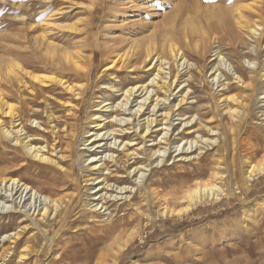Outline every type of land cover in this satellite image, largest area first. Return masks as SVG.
<instances>
[{
	"label": "rangeland",
	"instance_id": "374dc122",
	"mask_svg": "<svg viewBox=\"0 0 264 264\" xmlns=\"http://www.w3.org/2000/svg\"><path fill=\"white\" fill-rule=\"evenodd\" d=\"M52 1L54 0H0V95L8 93L7 88L3 85V81L6 80L5 78L8 70L15 65H18L20 68L23 67L34 77L41 74L47 76H51L52 73L58 76L64 74V76H68L69 83L73 86H88L83 99L76 101V104L79 106L76 110L77 115H73V112H68L66 106H61L69 99V95L66 97L62 96V98H60L61 101L58 100L61 104L57 112L60 121V132L63 135L65 134L64 139L66 143L71 144V146L66 149L64 158L59 162L63 168L61 170L54 165L46 166L37 163L29 158L28 155L24 154L22 150L12 148L13 144L12 147L8 146V144L6 146L4 139L0 135V177H6L7 179L13 178L24 183L27 182L26 184L35 189L39 188L41 182L51 183L55 188L60 190L63 198H68L80 192L81 195L79 194L76 204L68 215L67 223L62 227L63 240L73 239L74 241L78 236L76 234L78 229H76L77 224L74 226L73 224L81 220L78 218H76L74 222L73 220L76 217V213L80 210V199L85 192L79 184L82 182V177L85 176V174L82 176L80 169L82 161L86 160L88 156L93 155L97 157V160L104 161L107 160L112 153H115L117 156L121 154L120 151L118 152L117 147L122 142L133 140L134 144H139L140 141H142L136 136V133L134 134V129L133 131L130 129L128 131L129 134L120 135L116 138L112 135H106L104 138H102L103 136L100 138L92 137L90 143H88L90 145L86 144L88 147L84 145L85 141L88 140L85 139L84 141L82 137L84 130H91L90 134L85 137H90L95 133L93 126L92 128L91 126L85 127V118L88 114H96L98 112L100 115V113H105L106 108L118 106L123 101L124 97L122 93L124 88L130 89L137 84H148L153 79L152 71H148V67L139 71H131V69H121L118 65L114 70H107V68L111 66L110 59L114 55L111 54V51H117L116 49L121 47L122 53H124L130 48H132V50H138L147 48L153 43L161 44V40L166 33L172 32L174 36H177V32L187 33V30L194 29L198 25L196 29L199 28L198 30L202 33L208 32V19L210 17H220L224 11L231 13L234 9L243 6L249 9L251 8L250 10H243V16L254 25L260 23L262 20L260 18L261 14H258L254 9L259 7L264 0H56L59 2V5H62L48 13L44 19H37L36 17L40 12ZM185 2L188 3L184 4ZM68 8H71L68 12L72 10L69 15L61 19L55 18L57 26H67V28L62 31L56 30L54 33L46 32V27H42L44 21L55 11L62 9L65 12ZM262 15L264 16V7ZM24 17L26 19L22 20ZM200 19H202V21ZM30 20L33 21L32 29L30 28ZM232 21L234 24L232 36H240V41L236 45L237 54H239L246 70L252 72L257 67V64L251 63L258 59L260 62H264V33L261 36L260 31V36L251 37L248 35L247 30L239 28L237 24L238 21ZM196 23H198V25ZM220 36H222L221 33H218L217 37ZM258 42L262 46L261 52L258 50ZM213 44L214 43L211 45L212 52L207 54V60L205 61L207 68L203 79L212 94H216V96L219 97L224 93L223 91L220 92L222 88L219 86L225 83L226 72H232V67L230 65L231 58H229V52L226 48L224 49L225 45L222 43L220 47L223 49L226 60L220 61L218 59L209 63L210 60L216 58V56H213V52L216 51L214 47H216L217 44ZM77 52H80L81 62L86 68L85 77L78 76L76 73H73L71 69L64 70L63 73L58 71H52V73H50V71L47 73L40 72L37 67H31L29 64V61H32L48 65L47 59L50 58L49 56L55 55L56 57L67 58L76 56ZM64 61V63L67 64L66 67H71L72 61ZM154 63L155 61L148 62L149 66H151V64L153 66ZM218 65H220L221 69L216 71ZM186 66L187 65H185V67ZM214 66L215 69L211 70ZM179 70L181 73H179V76H186L189 73L188 71H190L189 67L184 69L183 72L181 68ZM165 72L169 73L170 70ZM214 72H216L215 75H213ZM27 79L28 88L33 89V93L40 90L37 82L33 81L29 76ZM184 84L182 85L183 87L188 85ZM114 85H121L120 91L114 93L113 96L108 94L110 97L108 100L111 101H107V103L98 106V104L105 99V91L107 88ZM153 86L156 87L155 84H153ZM258 86L259 89L257 91L259 93L255 95L253 104H256L255 108L258 107L259 110L255 109L256 111L252 115V118L255 115V119L253 120L262 123V119L259 115L261 114L260 110L264 111V99H262L264 95H261V93L264 92V84L260 83ZM201 89L204 90L203 85L193 90L189 95V100L185 102L183 106L179 107L178 105L183 95L180 92L181 89L176 90L174 96L170 98V101H166L164 104L161 103L162 107H158L154 113H151V111L155 105V98H153V100L150 99L144 109L145 114H143V116L142 114L139 115L136 117L137 119L135 118V125L138 119L141 124H145L146 119L151 115L158 121V127L154 128L152 132L158 131L152 134V138L147 140L150 142L147 143L146 148H149V146L153 144L152 140L163 137V128L164 130L167 129L165 131L168 133L165 139L169 140L170 144L172 143V145H170V152L165 148V144H162L164 149L161 156L164 155L165 164H161V168H154L152 172L148 171L143 180L144 182L148 178L156 181L157 184H161V186H159V184L154 186L155 189L153 188L156 193L153 197L155 200L156 198L158 199L164 196L163 194L170 193L166 191L167 187L183 179L190 180L189 178L192 176H190L189 172L197 167L195 164H197L199 160H196V162L192 160L190 162H178L177 160L179 159L177 156L182 152V149L187 151L190 148L189 143H186V141L193 140L196 138V135H198L188 134V128L192 125L195 126L197 119L187 126L185 123L198 112L197 107L199 104H197L195 97L204 95L203 92L201 93ZM152 90L154 89L151 88V91ZM59 93L64 95L61 89L56 86V90L53 94L59 96ZM159 94L163 97V93ZM152 95H155V92ZM257 95L259 96L257 97ZM70 97L72 96L70 95ZM21 98L23 102L20 100H10L13 105L20 108V114L24 117L26 116V119H33V117H36L39 121H46V103L44 100L37 102L32 101L34 99L32 95H26V97L22 96ZM26 101L30 102V104H26ZM140 102L141 100L137 102L134 100L133 102L132 99L128 105V109L131 108L132 105V111H127L122 115L121 112L118 113V115H121L119 119H129L131 114L138 109ZM1 105L0 103V106ZM105 105H107V107L103 108ZM173 105L177 107L176 109H172L171 112L170 108H172ZM168 108L172 117L170 115L169 119L167 117V120H163L165 118L164 113ZM5 109L6 107H0V118L9 122L10 119L5 118L3 115ZM178 109L179 111L175 112ZM108 111H110V115H113L112 118H115L116 115L113 114V111H111V109ZM180 113L185 115V117L178 116ZM200 113L208 120L212 117V112L201 111ZM109 114L106 113L105 118L110 117ZM109 120L110 119H107L105 122H109ZM161 121H164V123H161ZM215 121L209 124L210 128H218L220 129L217 130L219 134L224 133V126L222 123L217 119ZM64 122L66 125H64ZM250 124H252V122ZM132 127L133 126L130 125L127 126V128ZM109 129L110 126L102 133H106ZM242 132L244 133V131ZM255 132L258 135H262V133H260L261 131ZM201 134L206 140L207 138L209 140H215L217 136L214 133L207 134L204 129L201 130ZM183 138L186 140L183 141ZM46 139L44 143L43 141L36 140L34 144L39 143L37 146H45L48 143L47 150L51 153L58 145L53 143L52 140L54 138L51 137V135L47 136ZM113 139L116 140L114 141ZM165 139L162 140V143L165 142ZM99 145L100 149H97ZM93 146H95V148L92 149V152H89L88 150ZM261 146L263 148V153L254 157L256 166H261L264 162L262 161L264 160V141H262ZM133 148L135 149L137 146ZM196 148L197 147H193L192 151H195ZM210 149L212 153H214L216 151H213V149H215V144L206 150ZM188 152L191 153V150ZM197 153H199V150L194 154ZM79 155H81V157ZM190 155L194 156L193 154ZM221 162L223 164L222 166H225L224 170L228 171V174L232 170L236 172L238 171L237 169H239L235 165L237 164V160L234 158L231 150L221 159ZM242 163L241 172L243 173L248 169V166L244 165V161ZM235 167L237 169H234ZM113 169L115 168H112V170ZM175 172H178L176 175L179 176H175ZM65 173H67V175ZM242 173L238 176L234 175L230 180L228 177L231 175H226V177H224V182H220V180L218 181L216 179H207L209 180L206 181L208 182L207 184L211 186H214L218 181L224 186V189H229L231 194L228 198H223L219 201H210L203 205L199 204L188 211H186V207L189 205L188 202H186L187 200H184L181 205H176V207L170 202L164 203L166 200L161 199V208L164 209L166 207V210L173 212H168V214L165 215L159 212L160 206L158 204L148 200V203L143 207L144 210L142 214L128 210L125 214L122 213L118 215L117 220L125 218L126 222H131L130 226L121 236H119V234L113 235L106 226H92L88 227V230L87 228L84 229V232H87H85L86 238H83V240L78 243L74 241L72 245H67L71 248L69 249L70 251L63 253L60 247V249L55 247L56 249H54L55 251L52 254H48L42 250L38 255L36 249L41 246V243L40 241H36L33 246L31 245L33 249L30 251L31 255L25 260H19V258L13 257L8 264H116L117 260L118 264H151V262L146 259L149 249L155 250L154 252H162L166 255L164 263L161 261L162 264H264V174L262 176L259 175L258 178L251 182L249 185L250 187H247L246 184L242 182ZM115 175L116 174H114L113 177H115ZM164 175H172L173 177H170L171 179L169 177L163 178ZM158 176H161L160 182ZM34 181L37 183L35 184ZM10 184L11 182L8 184H0V221L2 222H0V254L3 250L9 248L10 245L11 248L15 247V244H10L12 242L10 239L7 238L4 240L5 237L12 236L17 228L9 219L11 215L10 208L13 206V202H11L12 199L5 200L3 198L4 195L9 197V194L5 191V186L8 190ZM236 187H239L240 190L236 191ZM31 195L33 194L26 196L25 193L20 206L26 201L25 204L26 206L28 205V208L32 205V211L37 209L38 212V210L43 207V203L37 197L38 195L36 197L33 196L31 200H29ZM18 196L15 198H18ZM16 202L19 203L20 198ZM37 212L35 214H37ZM35 216L36 215H34V217ZM6 226H8V228ZM57 227L58 225L50 228L49 231L51 236L55 234ZM96 231L97 233L95 234ZM18 232L20 235L17 247L23 249L29 235H25L27 231L24 232V230L21 231L19 229ZM65 244L67 243H64L62 247L69 248L65 246ZM67 253L68 257L65 258V254ZM16 259L18 260L15 261Z\"/></svg>",
	"mask_w": 264,
	"mask_h": 264
},
{
	"label": "bare ground",
	"instance_id": "6f19581e",
	"mask_svg": "<svg viewBox=\"0 0 264 264\" xmlns=\"http://www.w3.org/2000/svg\"><path fill=\"white\" fill-rule=\"evenodd\" d=\"M186 3L188 2H185L184 4ZM61 5L62 4L59 5V2H57L56 0L50 2V4L47 5L46 8L42 12H40V14L36 18L44 19L48 13L54 11ZM263 7L264 2L261 3L259 7L254 9L258 12V14H261L260 18L262 19L260 23H256L254 25H252L243 16V10H250L251 8L249 9L246 6H243L234 9L233 11H231V13L228 11H224L220 17H210L208 19V32L202 33L198 30L199 28L196 29L199 26L198 23H196L198 26H196V28L194 29L187 30V33L177 32V36H174V33L172 34L171 31V33H166L161 40V44L153 43L147 48L138 50H132V48H130L124 53H122L121 47L117 48V51H111V54L114 55L110 59L111 66H109L107 70H114L116 67H118V65L121 69H131V71H139L148 67V71H152L153 79L148 84H137L130 89L122 88V96L124 97V99L118 106L106 108L107 105H105L103 107L106 108L105 113H100V115L98 112L96 114H88L85 118V127L91 126L92 128L93 126L95 133L90 137H85L90 134L91 130H84V134L82 135V137L84 138V141L85 139H88L87 141H85L84 145L87 146L86 144L90 143V139L92 137L100 138L103 136L102 138H104V136L106 135H112L114 136V138H116L120 135L129 134L128 131L130 129H132V131L134 129V134L136 133V136H138L142 141H140L139 144H134L133 140L122 142L117 147L118 152L120 151L121 154L117 156L115 153H112L110 154L109 158H106L107 160L104 161L97 160V157H94V155L88 156V158H86V160L84 161L81 160L82 163L80 169L82 172V176L84 174L85 176L82 177V182H80L79 184L81 188L85 190V192L80 199V210L76 213V217L73 220V222L76 220V218L81 220L73 224V226L77 224L76 229H78L76 233L78 236L76 235L77 238H75L76 240L74 239L76 243L83 240V238H86L85 235L87 232L85 231V233L84 229L87 228L88 230V227L92 226H106L113 235L119 234V236H121L130 226L131 222H126L125 218L117 220L118 215L122 213L125 214V212H127L128 210L134 211V213L138 212V214H142L144 210L143 207L148 203V200H150L152 203L154 202L155 204H158L160 206L159 212L165 215L168 214V212H173L166 210V207L164 209L161 208V199L166 200L164 201V203L170 202L175 206L178 204L181 205L184 200H187L186 202H188L189 205L186 207V211H188L189 209L199 204L203 205L210 201H219L223 198H228L231 194L229 189H224V186H222L218 181L220 180V182H224V177L229 174L231 175L230 177H228L229 180L234 175H241V166L243 164V161L244 165L248 166V169L246 168L247 170L242 173V182H244L247 187H250L249 185L251 184V182L258 178L259 175L262 176L264 174V162L261 166H256V164L254 163V157L259 155L260 153H263V148L261 145L262 141H264V111L260 110L261 116L259 115V117L262 119V123L255 122L256 120H253L255 119V115L252 118V115L256 111L255 109L259 110L258 107L255 108L256 104H253V101L255 100V95L259 93L257 91L259 89L258 85L260 83L264 84V62H260L259 59L256 60L257 62L254 61L251 64H257L255 70L252 72L247 71L242 64L239 54H237L236 45L240 41V36H232L234 30V24L232 20L238 21L237 24L239 28L242 30H247L249 36H260V31L262 36V34L264 33V16L262 15ZM70 9L71 8L66 9L65 12L62 9L55 11L47 20L44 21L42 27L44 28L45 26L46 32L49 33H54V31L56 30L62 31L66 29L67 26H57L55 23V18H65L72 12V10L68 12V10ZM25 19L26 18L24 17L22 20ZM200 20L202 21V19ZM30 22V28L32 29L33 21L30 20ZM218 33H221L222 36L217 37ZM212 43L217 44V46L214 47L216 51L213 52V56H216V58L210 60L209 63L218 59L220 61L226 60V57H224L223 54V49L222 47H220L222 43L225 45L224 49L226 48L229 52V58H231L230 65L232 67V72L225 71V83L219 86L220 88H222L220 92L223 91L224 93L219 97H217L216 94H212L211 90L209 89V87H207L204 82L205 80L203 79V76H205L206 74L207 68L205 61L207 60V54H210L212 52ZM257 44L259 46L258 50L259 52H261L262 46L259 42ZM49 57L50 58L47 59L48 65L32 61H29V64L31 67H37L38 71L40 72L47 73L50 71V73H52V71H58L63 73L64 70L71 69V71H73V73H76L78 76H86V68L81 62L80 52H77L76 56L67 58L56 57L55 55ZM64 60L70 62L72 61L71 67H66L67 64L64 63ZM150 61H155L153 66L152 64L151 66H149L148 62ZM185 65L187 66L185 67ZM220 65H218L216 71L221 69ZM188 67L190 70L188 71L189 73L186 76H179V69L181 68V71L183 72V70ZM214 69L215 66L214 68H211V70ZM167 70H170V72L166 73L165 71ZM215 74L216 72L213 73V75ZM26 76H29L33 81L37 82L40 90H37L36 93H33L34 90L28 88V79ZM5 79L6 80L3 81V85L7 88L8 93L0 95V103L2 104L0 107H6L3 115L5 118L10 119V121L6 122L3 120V118H0V135L4 139V143L6 144V146L8 144V146L10 147H12L13 144L12 148H18L22 150L24 154L29 156V158L33 159L41 165H54L62 170L63 168L59 162L64 158V153L66 149L71 146V144L66 143L64 139L65 134L63 135L60 132V121L57 112L61 104L58 102V100H60L62 96L66 97L69 95V99L65 101L61 106H66L68 112H73V115H77L76 110L79 106L76 104V101H80L83 99L88 86H73L69 83L68 76H64V74H61L59 76L55 73H52L51 76L41 74L34 77L31 73L27 72L23 67L20 68L18 65L12 66L8 70ZM184 83L188 85L183 87L182 85ZM153 84H155L156 87L153 86ZM201 85H203L204 87V90L201 89V93L203 92L204 95L195 97L197 104H199V106L197 107L198 112L194 117L190 118V120L185 123V125L187 126L197 119L195 122V126L192 125L190 126V128H188V134L198 135H196V138H194L193 140L186 141V143H189L190 148L187 151L185 149H182V152H180V154L177 156L179 159L177 160L178 162H190L191 160L194 162H196V160H199V162L195 164V166L197 165L196 169H193L189 172L190 176H192L189 178L190 180L183 179L167 187L168 190L165 188L166 191L170 193L163 194L164 196H162L161 198H156V200L158 201L157 202L153 198L156 195L154 186L159 185L160 183L157 184L156 181L148 178L144 182L143 180L145 179L148 171L152 172L154 168H159L161 164H165L166 161L164 159V155L161 156L164 149L162 147V144H165V148L170 152V145H172V143L170 144V141L165 139L168 133L165 131L167 129L164 130L163 128V137L160 139L152 140L153 144L149 146V148H146L147 143L150 142L147 140L149 138H152V134L157 133L158 131L156 130L155 132H152L154 128L158 127V121L153 117V115H151L146 119L145 124H141L140 120L138 119V121L136 122L137 124L135 125V118L141 114L142 116L143 114H145L144 109L150 99L153 100V98H155V105L151 111V113H154L155 110L161 106V103L164 104V102L166 103V101H170V98L174 96V92L178 89H181L180 92L183 95V98L179 102L178 107L183 106L185 102L189 100V95L193 92V90L199 88V86ZM56 86L57 88L61 89L64 95H62V93H59V96H55L53 94L56 90ZM120 86L121 85H114L112 87H108L105 91V99L100 102L98 106L107 103V101H111L108 100L110 99L108 94H111V96H113L114 93L120 91ZM151 88H153L154 90L151 91ZM154 92L155 95H152ZM159 93H163V97H161ZM26 95H32L34 98L32 101L35 102L40 100L45 101V122L39 121L36 117H33V119H26V116L24 117L19 113L20 108L18 106L16 107V105H13L10 102V100L12 99L14 101L20 100L21 102H23V99L21 97H26ZM70 95L72 97H70ZM261 95H264V92H262ZM258 96L259 95H257V97ZM132 99L133 102L134 100L136 102L138 100H141L138 109L131 114V117H129V119H119L122 114L126 113L127 111H132V105L131 108L128 109V105ZM262 99H264V97ZM26 104H30V102L26 101ZM176 107V105H173L172 108H170L169 106L171 112L172 109H176ZM169 108L167 109V111H165V118L163 120H167V117L169 119V116L171 115ZM110 109L111 111H113V114L116 115L115 118H112L113 115L109 114L110 111L108 110ZM178 111L179 109L175 112ZM201 111L212 112V117L208 120L207 118H205V116L201 115ZM120 112L121 115H118V113ZM106 113L109 114L110 117L105 118ZM178 116L185 117V115H182L181 113ZM107 119H110L109 122H105ZM216 119L219 120L224 126V133L219 134V131L217 130L220 129L218 128H210L209 124ZM162 122L164 123V121H161V123ZM251 122L252 124H250ZM64 125H66L65 122ZM129 125L133 127L127 128V126ZM108 126H110L109 131L103 134L102 132L105 129H108ZM202 129H204L207 134L214 133L215 135H217L215 137L216 139H204L201 134ZM242 131H244V133ZM255 131H261L260 133H262V135L256 134ZM50 135L54 138L52 140L53 143H55V145H58V147L53 149L51 153L47 150L49 145L48 143L45 146H37V144L39 143L34 144V141L36 140L43 141L44 143V141L47 140L46 137ZM163 139H165L164 143H162ZM184 140L186 139L183 138V141ZM214 144L215 149H213V151L216 150L214 153H212L211 149L206 150ZM95 146L90 148L88 151L92 152V149L95 148ZM135 146H137V148L134 149L133 147ZM193 147H197L195 151H192ZM97 149H100V145ZM189 150H191V153L188 152ZM198 150L199 153L194 154ZM230 150L233 152L234 158H236L237 160V164L235 165L239 169L235 167L234 169L238 170L236 172H234L233 170L231 171L230 169L231 172L228 174V171L224 170L225 166H222L223 164L221 162V159H223L224 156H226L227 153L230 152ZM190 154H193L194 156H191ZM79 156L81 157V155ZM112 168L115 169L112 170ZM177 173L178 172H175V176H179L176 175ZM65 174L67 175V173ZM114 174H116L115 177H113ZM158 177L160 182L161 176ZM167 177L172 178L173 176H163V178ZM207 179H216L218 181L214 186H211L207 184L208 182L206 181H209ZM10 182L11 184L8 186V190L5 186V191L9 194V197L4 195L3 198L5 200L12 199L11 202H13V206L10 208L11 215L9 219L17 228L12 236L5 237L4 240L7 238L10 239V241H12L10 244H15V247L11 248L10 245L9 248L1 252L0 264H8L10 259L13 257L19 258V260H25L29 255H31L30 251L34 242L36 241H40L41 243V246L37 247L36 249L38 255L42 250L43 252L52 254L55 251L54 249H56L55 247H60L63 253L70 251L69 249L71 248L67 245H72L74 241L73 239H69L66 241L63 240L62 227L65 225V223H67L68 215L70 214L73 206L76 204V200L79 194L81 195V193L78 192L73 196L63 198L60 190L55 188V186H53L51 183L41 182L39 188L35 189L34 187L26 184L27 182L24 183L13 178L7 179L6 177H0V184H8ZM34 183L36 184L37 182L34 181ZM159 186H161V184ZM235 189L236 191L240 190L239 187H236ZM25 193L26 196H28L29 194H33L30 196L29 200H31L33 196L36 197L38 195L37 197L43 203V207L39 209L38 212L37 209L32 211V203L30 204L31 206L29 208L28 205L26 206L25 204L26 201L22 206H20V204L22 203L21 201L23 195ZM16 196H18V198H15ZM19 198L20 202L18 203L16 201ZM36 212L37 214H35ZM34 215L36 216L34 217ZM56 225H58L57 231H55V234L51 236L49 230ZM6 227L8 228V226ZM19 229L21 231L24 230V232L27 231L25 235H29V237L25 241V247L23 249L17 247L18 238L20 235L18 232ZM96 233L97 231L95 232V234ZM64 243H67L65 244V246L69 248H66L64 246L62 247ZM154 251L155 250L153 249H149L147 251L149 253L146 259L149 260L151 264H162L161 261H163L164 263V258L166 257V255L162 252ZM67 257L68 253L65 254V258ZM17 260L18 259H16L15 261ZM116 264H118V260Z\"/></svg>",
	"mask_w": 264,
	"mask_h": 264
}]
</instances>
